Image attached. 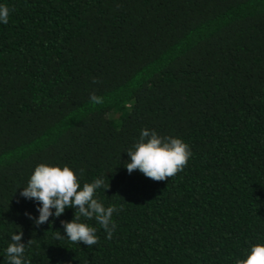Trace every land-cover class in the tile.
<instances>
[{"label":"trees","instance_id":"1","mask_svg":"<svg viewBox=\"0 0 264 264\" xmlns=\"http://www.w3.org/2000/svg\"><path fill=\"white\" fill-rule=\"evenodd\" d=\"M0 3V264L19 232L26 264H236L264 244V0ZM142 129L190 145L183 171L129 174ZM42 163L105 180L111 239L83 217L96 245L56 239L73 208L34 225L20 192Z\"/></svg>","mask_w":264,"mask_h":264},{"label":"clouds","instance_id":"2","mask_svg":"<svg viewBox=\"0 0 264 264\" xmlns=\"http://www.w3.org/2000/svg\"><path fill=\"white\" fill-rule=\"evenodd\" d=\"M10 9L0 3V24L9 23ZM95 83V81H94ZM91 102L102 103V98L92 94ZM129 161L124 165L131 174L139 170L147 178L164 181L183 171L192 152L190 145L182 138L161 136L155 130L142 129L138 141L128 149ZM84 170L77 171L68 165L58 166L39 164L31 174L26 187L20 196L37 203L38 217L26 213L36 227L49 222L50 218H59L66 208L75 209V216L71 222L62 221V234L56 231V239H67L73 243H83L89 247L98 243L97 228L81 221L95 219L97 224L111 239L117 225L113 222V214L118 211L115 206H107L97 198L96 192L105 187L103 178H96L91 183H83L81 179ZM109 189V188H107ZM23 232L11 235V243L5 249L8 264H26V245L22 242ZM236 264H264V244L251 246L246 257L237 260Z\"/></svg>","mask_w":264,"mask_h":264}]
</instances>
